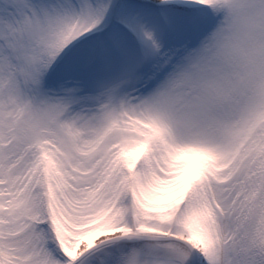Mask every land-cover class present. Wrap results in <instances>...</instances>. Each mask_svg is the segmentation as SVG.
<instances>
[{
  "label": "snow or ice",
  "instance_id": "snow-or-ice-1",
  "mask_svg": "<svg viewBox=\"0 0 264 264\" xmlns=\"http://www.w3.org/2000/svg\"><path fill=\"white\" fill-rule=\"evenodd\" d=\"M0 264H264V0H0Z\"/></svg>",
  "mask_w": 264,
  "mask_h": 264
}]
</instances>
